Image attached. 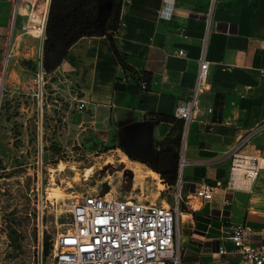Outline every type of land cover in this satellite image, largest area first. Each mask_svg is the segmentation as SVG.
I'll return each mask as SVG.
<instances>
[{
  "label": "crops",
  "instance_id": "0c3cea01",
  "mask_svg": "<svg viewBox=\"0 0 264 264\" xmlns=\"http://www.w3.org/2000/svg\"><path fill=\"white\" fill-rule=\"evenodd\" d=\"M113 40L131 70L105 34L79 38L55 70L87 101L92 121L106 125L127 154L172 180L183 140L175 108L188 98L204 54L209 86L185 137L184 193L193 195L201 182L225 183L227 150L264 120V0H122ZM12 51L10 45L6 61ZM247 151L264 155V134ZM236 223L253 226L264 241V168L251 190L217 187L197 210L182 211V264H247L228 236Z\"/></svg>",
  "mask_w": 264,
  "mask_h": 264
},
{
  "label": "rangeland",
  "instance_id": "374dc122",
  "mask_svg": "<svg viewBox=\"0 0 264 264\" xmlns=\"http://www.w3.org/2000/svg\"><path fill=\"white\" fill-rule=\"evenodd\" d=\"M18 2L14 28L16 1L0 0V264H53L43 242L65 227L63 202L75 193L112 190L164 204L173 196L150 165L78 107L65 75L41 70L46 31L29 26L35 2Z\"/></svg>",
  "mask_w": 264,
  "mask_h": 264
},
{
  "label": "built area",
  "instance_id": "2783aa9c",
  "mask_svg": "<svg viewBox=\"0 0 264 264\" xmlns=\"http://www.w3.org/2000/svg\"><path fill=\"white\" fill-rule=\"evenodd\" d=\"M179 54H184V49H180ZM208 76L209 61L202 54L190 94L175 108V116L183 120L177 174L173 183L159 174L168 192L172 193L173 203L118 195L112 190L75 193L69 202H63L68 219L52 241L53 264H182L179 242L182 211L197 210L214 196L217 187L253 188L264 168V155L249 152L247 147L255 136L264 134V120L241 133L227 150L231 164L225 183L201 182L193 195L184 193L185 137L191 119L197 114L200 97L209 86ZM146 87L147 82L142 81L141 88ZM77 101L80 109L87 108L86 100L79 97ZM228 236L247 264H264V241L256 239L253 226L231 224ZM219 251L224 252L222 248Z\"/></svg>",
  "mask_w": 264,
  "mask_h": 264
},
{
  "label": "trees",
  "instance_id": "16d2710c",
  "mask_svg": "<svg viewBox=\"0 0 264 264\" xmlns=\"http://www.w3.org/2000/svg\"><path fill=\"white\" fill-rule=\"evenodd\" d=\"M121 4L122 0H51L43 44V68L47 72L55 71L65 58L69 47L79 38L105 34L111 37L113 48L123 68L131 70L113 40V33L119 27ZM24 63H30V60ZM116 87L125 88L126 85L117 82ZM175 178L176 176L170 182L173 183ZM51 248L52 242L46 238L43 242L44 255L49 254Z\"/></svg>",
  "mask_w": 264,
  "mask_h": 264
},
{
  "label": "bare ground",
  "instance_id": "6f19581e",
  "mask_svg": "<svg viewBox=\"0 0 264 264\" xmlns=\"http://www.w3.org/2000/svg\"><path fill=\"white\" fill-rule=\"evenodd\" d=\"M30 1L31 2H35V6H33L34 8L31 10V13L30 14H32V12H35L36 13V16H34V17H32L30 19L29 26L38 28L39 30L42 31V33L44 35L45 29H46V21H47V14H48V8H49V5H50V0H46V1L30 0ZM37 4H39L38 7L36 6ZM19 5H20V8H21L23 4L21 3ZM18 9H19V7H18ZM20 12H21V10H20ZM4 81H5V79H4ZM123 160H125V158H123ZM59 168L61 170H64L65 169L64 165H61ZM91 171H92L91 170V167L87 168L85 175H90ZM150 174L154 178H159V174L157 172L153 171V170H150ZM56 191H57V194L56 195H57L58 199L61 198L62 197V190H61V188L60 187H57L56 188Z\"/></svg>",
  "mask_w": 264,
  "mask_h": 264
}]
</instances>
